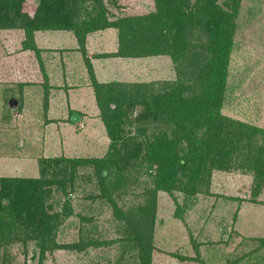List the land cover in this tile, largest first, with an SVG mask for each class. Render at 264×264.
Masks as SVG:
<instances>
[{
  "label": "rangeland",
  "instance_id": "rangeland-1",
  "mask_svg": "<svg viewBox=\"0 0 264 264\" xmlns=\"http://www.w3.org/2000/svg\"><path fill=\"white\" fill-rule=\"evenodd\" d=\"M104 2L116 17H135L154 10L153 0ZM217 3L225 10L232 8L235 24L222 114L264 129V0ZM37 6V0H25L23 9L33 17ZM24 37L20 29L0 30V179L39 178L42 159L105 157L110 141L99 115L98 131L80 120L64 125L63 114L54 109L47 112L51 95L53 104L97 107L75 37L60 31L37 33L34 41L39 55L23 50ZM117 46V33L112 29L87 34L86 58L97 82L123 83L135 92L144 85L158 90L163 80L176 78L175 66L166 55L99 57L115 52ZM25 80L35 81L36 86H25ZM10 99L17 101L14 108L8 104ZM143 111V106H136L132 117ZM136 128L127 127L132 134ZM128 176L125 189L121 186L122 190L102 192L93 167L87 166L79 168L75 186L66 194L53 188L49 201L55 203L54 210L69 202L74 213L61 223L56 243H75L82 233L85 240L91 239L86 241L97 239L102 244L80 253L56 249L46 254L43 264L116 262L122 251L121 241L116 240L123 238L125 221L137 218L140 208L153 197V184L143 169H132ZM251 190V175L213 171L209 183L192 197L181 191L156 192L149 263L264 264V242H260L264 241V187L253 202ZM112 241L115 243L109 245ZM32 248L33 243L26 250L21 242H15L8 264H37L30 259Z\"/></svg>",
  "mask_w": 264,
  "mask_h": 264
},
{
  "label": "trees",
  "instance_id": "trees-1",
  "mask_svg": "<svg viewBox=\"0 0 264 264\" xmlns=\"http://www.w3.org/2000/svg\"><path fill=\"white\" fill-rule=\"evenodd\" d=\"M37 1L30 17L23 9L25 0H0V30H22L23 50L36 55L37 33L60 31L75 37L110 144L103 158L42 159L39 178L0 179V264H8L15 242L26 250L33 243L30 259L37 264L56 249L80 253L102 244L86 241L91 239L82 233L75 243H56L61 223L74 213L69 202L54 210L49 201L53 188L66 194L74 188L79 168L87 166L93 167L102 192L125 189L136 168L153 184V197L137 218L125 221L123 238L116 240L122 244L116 262L105 264H150L156 192L181 191L192 197L209 183L213 171H236L251 175L255 201L264 187V129L222 114L235 32L232 8L225 10L217 0H153L152 12L116 17L104 0ZM108 29L117 33V50L100 58L166 55L176 78L163 80L158 90L144 85L135 92L123 83L97 82L85 41L87 34ZM139 105L144 111L132 117ZM132 125L137 127L133 134L127 129Z\"/></svg>",
  "mask_w": 264,
  "mask_h": 264
},
{
  "label": "crops",
  "instance_id": "crops-1",
  "mask_svg": "<svg viewBox=\"0 0 264 264\" xmlns=\"http://www.w3.org/2000/svg\"><path fill=\"white\" fill-rule=\"evenodd\" d=\"M62 49H68L69 50L70 48H62ZM33 82H35V81H33ZM33 82L26 81L25 80L24 81V84H25V86H32V85L36 86L35 84H33ZM65 85L69 89L70 85H68L67 83ZM67 88H65V89H67ZM65 89L63 90V92H65ZM60 92H62V91H60ZM53 97L54 96L51 95L50 102L52 104H50V102H49L47 112L48 111L49 112L50 111L52 112L53 109H54L58 113L63 114L64 117L66 116L65 118L64 117L61 118V119H64L65 120V121H62L64 125L71 124L70 123V118H71V116L73 114H76V115L79 116V120H80L79 122L80 123H82L84 121V123H86V125H89L90 126L91 130H94V128H95L96 130L99 131L100 126H99L98 120H97L98 119L99 112H98V109H97L96 106H95V108H93V107L92 108L91 107L88 108L87 106L86 107H83V108H76L74 106L73 107H70L69 105L67 106V105H61V104H53L55 102V101H53ZM68 118H69V122H66V119H68ZM91 133H93V132H91Z\"/></svg>",
  "mask_w": 264,
  "mask_h": 264
},
{
  "label": "water",
  "instance_id": "water-1",
  "mask_svg": "<svg viewBox=\"0 0 264 264\" xmlns=\"http://www.w3.org/2000/svg\"><path fill=\"white\" fill-rule=\"evenodd\" d=\"M9 106L11 108H14L16 105H17V101L14 100V99H10L9 102H8ZM70 120L74 123H77L79 121V116L76 115V114H73L70 118Z\"/></svg>",
  "mask_w": 264,
  "mask_h": 264
}]
</instances>
